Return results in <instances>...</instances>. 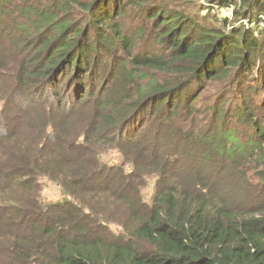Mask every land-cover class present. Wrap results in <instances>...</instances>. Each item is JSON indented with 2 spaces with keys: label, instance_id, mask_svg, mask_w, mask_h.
Returning <instances> with one entry per match:
<instances>
[{
  "label": "trees",
  "instance_id": "1",
  "mask_svg": "<svg viewBox=\"0 0 264 264\" xmlns=\"http://www.w3.org/2000/svg\"><path fill=\"white\" fill-rule=\"evenodd\" d=\"M181 2L0 0V264H264V0Z\"/></svg>",
  "mask_w": 264,
  "mask_h": 264
},
{
  "label": "rangeland",
  "instance_id": "2",
  "mask_svg": "<svg viewBox=\"0 0 264 264\" xmlns=\"http://www.w3.org/2000/svg\"><path fill=\"white\" fill-rule=\"evenodd\" d=\"M206 1L207 0H182L181 4L182 5H189V6L193 7L194 10L196 9L195 11H197V10H200V8L202 6H207V4H205ZM214 10L215 11H211L212 12L211 14L216 15V17H215V20H214V18H211V20L214 24H217V25L219 23H222L221 20H223L224 18H228L229 16H230L229 18H231V12H233V11H228L226 9V7H222V8L216 7ZM208 14H209L208 10L204 9L203 13H201V16H205V15L208 16ZM79 105H80L81 111L87 106L84 104V102H81V104H79ZM119 156L120 155H119L118 151L115 149L107 150L106 154L104 155V157L107 159L119 158ZM43 179L46 181L44 182V185H43L42 194L46 195V198L51 199L53 201L63 199L64 194L61 191V188L58 186V184L50 182L47 178H43ZM110 180H112L111 177H109L108 181H110ZM152 188H153V183L151 180L148 182V186L144 189V192L146 194H150L152 191Z\"/></svg>",
  "mask_w": 264,
  "mask_h": 264
},
{
  "label": "built area",
  "instance_id": "3",
  "mask_svg": "<svg viewBox=\"0 0 264 264\" xmlns=\"http://www.w3.org/2000/svg\"><path fill=\"white\" fill-rule=\"evenodd\" d=\"M233 8H234L233 6L226 7V9L228 11H233ZM251 25L257 26V27H259V28H261V29L264 30V15H261L257 21L256 20L255 21H252L251 22Z\"/></svg>",
  "mask_w": 264,
  "mask_h": 264
}]
</instances>
